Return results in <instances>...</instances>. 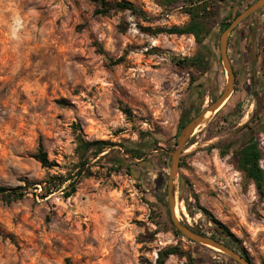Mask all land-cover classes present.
<instances>
[{
    "label": "rangeland",
    "instance_id": "obj_1",
    "mask_svg": "<svg viewBox=\"0 0 264 264\" xmlns=\"http://www.w3.org/2000/svg\"><path fill=\"white\" fill-rule=\"evenodd\" d=\"M129 1L143 14L116 6L100 13L89 0H0V185L25 193L11 202L0 196V264H158L159 252L177 244L187 252L164 264H191L188 253L194 264H238L175 233L168 181L183 114L193 118L220 95L206 87L200 108H190L205 71L187 59H209V47L218 57L222 24L255 0H217L203 43L193 34L149 31L188 24L186 0ZM252 23L264 71V8L230 39H252ZM211 65L217 74L209 82L223 85L219 59ZM240 90L185 145L176 205L181 221L217 238L197 203L206 207L230 230L237 251L264 264V193L238 166L234 147L221 150L246 138L240 128L255 113L254 95ZM79 134L112 145L92 160L94 175L81 178L74 194L67 197L69 180L42 197L50 175L75 174ZM256 141L264 169V130ZM140 144L147 153L133 164L139 178L111 168L127 157L125 146ZM41 146L50 167L35 158Z\"/></svg>",
    "mask_w": 264,
    "mask_h": 264
},
{
    "label": "trees",
    "instance_id": "obj_2",
    "mask_svg": "<svg viewBox=\"0 0 264 264\" xmlns=\"http://www.w3.org/2000/svg\"><path fill=\"white\" fill-rule=\"evenodd\" d=\"M89 1L97 3L102 7L98 11L100 13H107L111 10V8L116 6L121 9H130L134 13L143 14V12L137 7V5L129 0H120V1H116L115 3H113L111 0H89ZM216 2L217 0H197V1L186 0L185 10L187 13L191 15L192 18V20L188 24L183 26L174 25L170 28L160 27L156 29H149V31L154 35H157L162 32L175 33L179 35L187 34V33L193 34L199 43H203L206 40V38L212 34L211 32L212 23L214 22V19L217 14L215 8ZM239 13H240L239 11L236 12L234 18ZM233 19H229L228 22H224L222 24L223 30L230 25ZM187 61L189 62L190 66H194L202 71H206L210 68V60L206 57V54H202V53L198 54L195 57L187 59ZM193 105L197 109L200 108V103L197 102L196 99L195 102L190 105V108L193 107ZM235 109L236 108H233L232 110ZM191 116H192V112H190V110L183 114V121H184V124L182 125L183 127L190 120ZM110 145H112V143L108 142L107 140L104 139L88 140L79 134L77 136V146L75 149L79 157V160L74 165L76 169L75 174L71 173L70 171L67 175L63 173L50 175L49 178L45 181V184L43 185L42 197H46L51 193H53L54 191L60 189L69 180L70 181L66 186V188L68 189L67 197L74 194V192L76 191V185L81 180V178L90 177L94 175V171L92 170V160L93 159L100 160L103 157H105L106 153L105 154L103 153L109 147H111ZM233 147H234L233 154L235 156V160L238 166L243 171H245L250 178H252L255 181L259 192L263 194L264 169L260 165L262 151L258 145V142L256 140L250 139L245 142H235L233 143ZM229 149H230L229 144L221 148L223 152H227ZM124 152L127 157L126 158L118 157L116 159V163L118 165H114V166L112 165L111 168L115 170H120L122 167H124L126 168L127 173H129L130 175H136L137 178H139V176L137 175L138 174L137 171L133 167V164L136 162L135 160L144 158V156L147 153L146 149L142 147L141 144L138 146L135 145L125 146ZM35 158L38 161H40L43 166L45 167L51 166V162L49 160L48 154L42 146L39 148V151L36 153ZM146 176L151 177V173H147ZM158 177H162V176L158 175ZM24 194L25 193L21 190L20 187L10 188L0 185V196L5 197L7 199V202H11L12 199L22 198ZM197 206H199V208L209 217V219L215 223L214 225L217 227L218 231L220 232L219 237H217V239L225 242L226 244L232 247H235L230 230L220 220L214 217L213 214L206 207L202 206L200 203H197ZM169 222L172 225V229L175 231V233L180 234L178 229L174 226L171 217L169 219ZM196 231L206 234V232H203L201 230H196ZM186 252H187L186 248L182 247L179 244L166 247L159 252L158 264H164L166 259L172 254L180 255V254H185ZM243 255L248 259H250V256L246 252H244ZM188 256L191 260V264H194V261L196 259L192 257V255L189 253ZM228 258L231 259L230 257Z\"/></svg>",
    "mask_w": 264,
    "mask_h": 264
},
{
    "label": "water",
    "instance_id": "obj_3",
    "mask_svg": "<svg viewBox=\"0 0 264 264\" xmlns=\"http://www.w3.org/2000/svg\"><path fill=\"white\" fill-rule=\"evenodd\" d=\"M264 8V0H255L249 6L244 8L230 23V25L224 29L220 37V50L222 55L223 63L226 67L228 77L225 89L223 93L215 100H212L204 109H202L196 116L191 118L189 122L184 126L177 142L176 147L172 153V162L169 172V181H168V204L170 217L174 226L178 231L189 238L192 241H195L199 244L210 246L219 250V252L225 254L227 257H230L239 264H254L251 259H248L234 247L226 244L225 242L217 239L208 234L200 233L194 230L191 226L187 225L185 222L181 221L176 214V177L179 174L180 161L185 145L188 143L190 137L195 133L197 128L206 123L209 119L211 113H215L219 108H221L227 100L230 98L233 89H234V73L231 66V61L228 56V40L232 31L244 20L249 18L251 15ZM199 84V89H201ZM198 95V93H197ZM210 112V113H208ZM207 114H209L207 116Z\"/></svg>",
    "mask_w": 264,
    "mask_h": 264
},
{
    "label": "flooded vegetation",
    "instance_id": "obj_4",
    "mask_svg": "<svg viewBox=\"0 0 264 264\" xmlns=\"http://www.w3.org/2000/svg\"><path fill=\"white\" fill-rule=\"evenodd\" d=\"M240 24L238 26H240ZM238 26L232 31V33L238 29ZM257 29L258 27L256 24L252 23L250 25L249 30L251 31L252 36V39L250 40L230 39L232 33L230 34L228 40V56L231 61L235 77L234 89L231 96L242 88L240 91L243 90L246 93L252 92L255 97V113L251 120L240 128V131H243L246 136V138H244L241 142H245L250 139L256 140L257 131L264 130V71L262 70L263 65L260 64L262 42L257 39ZM218 47L220 49V41ZM209 48L207 53L209 54L210 61H215L217 58L220 61L219 69L223 74L224 84L217 85L216 83L214 84V82H209V79H211L212 76L215 78V75L217 74L215 73L217 71H215L211 65V67L203 73V75L205 74V77H203L202 81L197 82L195 85L196 87H194L192 97L196 100L199 99V93L206 87L212 88L214 93H219L221 95L226 86L228 73L222 60L221 50L218 54L219 56L217 57L211 47ZM199 84L202 86L201 89H199ZM241 104V101H238L234 108H239ZM229 146L230 149L233 148V144H229Z\"/></svg>",
    "mask_w": 264,
    "mask_h": 264
},
{
    "label": "bare ground",
    "instance_id": "obj_5",
    "mask_svg": "<svg viewBox=\"0 0 264 264\" xmlns=\"http://www.w3.org/2000/svg\"><path fill=\"white\" fill-rule=\"evenodd\" d=\"M208 113H210V112H208ZM215 113H213V115H214ZM209 114H207V116H208ZM206 124V123H205ZM204 126V125H203ZM176 214H177V217H179V213H178V207H176Z\"/></svg>",
    "mask_w": 264,
    "mask_h": 264
}]
</instances>
